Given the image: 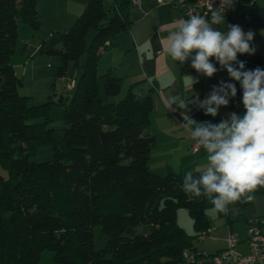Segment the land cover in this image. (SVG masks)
Masks as SVG:
<instances>
[{"label": "trees", "instance_id": "obj_1", "mask_svg": "<svg viewBox=\"0 0 264 264\" xmlns=\"http://www.w3.org/2000/svg\"><path fill=\"white\" fill-rule=\"evenodd\" d=\"M36 1L0 0V167L7 172L0 173V264H36L44 249L56 264H180L182 251L196 248L176 221L177 209L188 210L197 236L210 227L206 209L213 205L183 191L185 174L149 170L155 144L149 96L118 97L120 78L97 73L99 48L128 26L130 0L106 6L88 0L68 29L40 41L41 53L59 57L58 74L69 62L81 68L68 101L59 99L62 130L47 125L50 101L29 105L18 93L21 78L10 61L18 23L40 25ZM243 62L245 71L264 70L260 55ZM40 115L42 121H29ZM42 144L51 145L52 158L31 160ZM254 194L264 196V187ZM94 224L107 235L98 250Z\"/></svg>", "mask_w": 264, "mask_h": 264}, {"label": "crops", "instance_id": "obj_2", "mask_svg": "<svg viewBox=\"0 0 264 264\" xmlns=\"http://www.w3.org/2000/svg\"><path fill=\"white\" fill-rule=\"evenodd\" d=\"M87 1L37 0L39 30L35 32L26 23H18L17 31L34 36L37 33L43 37L36 38L31 51H28V41L25 42L22 48L23 58L39 50L40 38L47 37L53 31L68 29ZM111 2L112 0H103L105 6ZM193 3L194 0H139L137 4L129 3L127 28L111 38L110 45L101 51L97 60V73L109 71L120 78L118 97L128 91L149 96L150 122L155 144L150 151L147 166L151 172L160 175L168 172L186 174L189 171H202L207 163L204 150H190V133L180 125L184 122L182 113L185 110L176 105L168 109L169 96L194 99L195 94H199L201 99H205L210 95L213 86H218L220 81L235 83L217 63L216 67L220 70L208 78L191 67V60L180 64L162 51L159 37L174 28L175 21L186 19L184 7ZM225 20L226 25L241 26L245 33L252 31L254 39L250 43L255 48L254 54L264 59V0H241L232 14L225 16ZM216 27L226 31L225 25ZM248 55L253 54H239L238 61L243 62ZM193 79L197 81L194 84ZM187 108V114L193 119L218 124L221 120L228 119L230 113L239 115L243 104L242 98L236 95L230 99L227 107L219 109L215 117L205 115L204 110L194 104H188Z\"/></svg>", "mask_w": 264, "mask_h": 264}, {"label": "clouds", "instance_id": "obj_3", "mask_svg": "<svg viewBox=\"0 0 264 264\" xmlns=\"http://www.w3.org/2000/svg\"><path fill=\"white\" fill-rule=\"evenodd\" d=\"M233 4L234 0H220L209 13L197 12L175 21V27L159 37L162 51L173 61L183 64L191 60V67L208 78L220 70L218 63L241 85L244 114L230 113L218 124L193 119L187 114V105L194 104L205 115L215 117L236 96L233 83L220 81L205 99L199 94L194 99L172 95L167 101L168 109L176 105L185 110L180 125L206 153L204 169L199 175L187 172L182 189L194 197H205L214 211L223 214L231 204L252 201L254 192L264 187V70L245 71L244 62L238 61L239 54L255 53L250 43L254 33H245L239 25H226L225 11ZM218 25H225L226 31Z\"/></svg>", "mask_w": 264, "mask_h": 264}, {"label": "rangeland", "instance_id": "obj_4", "mask_svg": "<svg viewBox=\"0 0 264 264\" xmlns=\"http://www.w3.org/2000/svg\"><path fill=\"white\" fill-rule=\"evenodd\" d=\"M33 30L37 32L39 29L33 28ZM17 32L18 38L14 46V51L10 56V61L16 75L21 78V85L17 88L18 93L28 96L29 105H43L47 101H50V106L48 107V116L50 120L47 122V125L56 130H62L64 127L63 104L59 102V99L62 97L64 102L68 101L70 94L66 89L68 83H66V81L78 77L81 68L77 67L73 62H69L66 73L58 74L57 66L60 63L59 57L57 55L41 53L39 50L34 54H27V56L23 58L22 48L25 42L28 41V51H31V49H33V44L37 40L36 38L43 36L37 33H35L34 36V34H22L20 31ZM92 35L93 32L89 31L86 37L87 44L90 42ZM42 39L44 38H40L39 41ZM85 55L86 53L81 57L80 62H82ZM98 74L100 73L98 72ZM42 120L43 115H40L29 121L39 122ZM51 158V145L42 144L37 147L34 155L30 159L34 161H45ZM0 173L5 176L7 175L6 170L2 167H0ZM253 195L254 199L247 205L241 206L236 203L229 205V212L227 214L220 215L213 210V206L208 207L206 209V216L210 225V232L204 238H198V235H195L196 232L193 226V220L187 209H177L176 221L190 237L193 245L199 251L211 253L217 249L224 248L226 246L225 237L230 227L231 230L239 234L241 241L236 249L241 252H246V243H244V240L246 239L248 222L264 218V196L257 194ZM91 232L93 249L98 250L104 247L107 243V235L102 231L101 226L99 224L92 225ZM52 256V250L44 249L37 263L56 264Z\"/></svg>", "mask_w": 264, "mask_h": 264}, {"label": "built area", "instance_id": "obj_5", "mask_svg": "<svg viewBox=\"0 0 264 264\" xmlns=\"http://www.w3.org/2000/svg\"><path fill=\"white\" fill-rule=\"evenodd\" d=\"M130 2L137 4L139 0H130ZM240 2L241 0H234L233 6L225 11V16L231 15L234 8ZM219 4L220 0H194L191 6L184 7V16L187 19L191 14L197 12L202 15L209 13L210 9L219 6ZM107 43L108 41H105V44ZM99 51H102V47L99 48ZM73 84L74 80L70 79L66 85V89L69 92ZM190 150L192 152H198L204 149L192 139ZM209 232L210 227L201 230L198 234V238H204ZM225 241L226 246L224 248L211 253H205L197 249H184L182 251L180 264H264V218L248 222L246 239L244 240V243H246V252H241L236 249L241 242L239 234L236 231L229 228Z\"/></svg>", "mask_w": 264, "mask_h": 264}]
</instances>
